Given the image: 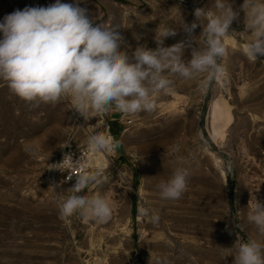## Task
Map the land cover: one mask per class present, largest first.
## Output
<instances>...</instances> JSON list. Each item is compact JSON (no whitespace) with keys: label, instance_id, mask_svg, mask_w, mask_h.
<instances>
[{"label":"rangeland","instance_id":"374dc122","mask_svg":"<svg viewBox=\"0 0 264 264\" xmlns=\"http://www.w3.org/2000/svg\"><path fill=\"white\" fill-rule=\"evenodd\" d=\"M55 2L0 0V22L17 9ZM243 2L229 0L234 10ZM213 4L81 0L80 6L95 24L121 25V51L131 58L139 46L155 50L157 31L166 25L177 34L164 38L165 47L187 42L182 25L196 22V8L214 10ZM244 20L241 10L234 32L223 38V73L211 81L206 73L191 80L166 73L174 84L153 93L151 113L112 108L85 120L70 98L34 107L0 81V264H233L238 237L264 243L247 220L251 197L264 202V57L245 55L252 37ZM201 31L193 34L204 47ZM183 58H191L190 48ZM214 131L220 133L216 144L209 139ZM98 132L116 143L111 152L89 149L88 136ZM69 142L88 149L89 171L106 177L80 194L106 199L112 209L107 222L79 213L60 218L57 194L75 182L65 184L49 167ZM173 146L180 151L173 153ZM177 167L190 172L187 189L177 200L161 199L157 185ZM144 210L159 221L152 223Z\"/></svg>","mask_w":264,"mask_h":264},{"label":"clouds","instance_id":"9594fccd","mask_svg":"<svg viewBox=\"0 0 264 264\" xmlns=\"http://www.w3.org/2000/svg\"><path fill=\"white\" fill-rule=\"evenodd\" d=\"M80 4L81 0L72 3L56 0L46 7L17 9L0 22V81L6 82L12 94L34 107L55 106L70 98L72 109L85 120L90 112L99 115L112 108L130 115L151 113L156 108L153 93L166 91L174 84L166 73L183 80L206 73L209 81L223 73L219 63L226 54L223 38L234 32H230V27L233 21H238L241 10L245 14L246 30L252 37L243 51L254 61L258 56L264 57V2L261 0H244L240 10H234L229 0H214V10L198 7L194 12L196 22L182 25L188 34L187 42L165 47L164 38L177 34L166 25L162 32L157 31L155 50L139 46L131 58L126 51H121L125 43L121 25L95 24L87 8ZM198 27L202 29L199 36L204 47L193 34ZM186 47L191 49L188 60L183 58ZM87 143L94 153L111 152L116 146L99 132L90 134ZM171 150L180 151L179 146ZM61 164L49 168L62 171ZM73 176L74 185L66 194H57L60 218L79 213L97 222H107L112 209L106 199L102 195L80 194L91 184H102L106 177L100 171L83 169L68 172L67 180ZM189 179L188 168H175L166 181L157 185L161 199L181 198ZM248 208V222L256 226L259 236H264V202L254 195ZM142 214L150 216L152 223L159 221V216L149 210ZM232 248L235 249L231 255L233 264H264V243L238 237Z\"/></svg>","mask_w":264,"mask_h":264},{"label":"built area","instance_id":"2783aa9c","mask_svg":"<svg viewBox=\"0 0 264 264\" xmlns=\"http://www.w3.org/2000/svg\"><path fill=\"white\" fill-rule=\"evenodd\" d=\"M89 152L88 149H76L70 142L66 144L60 151L54 162L51 165L61 164V170L52 168L53 174L55 173L65 184H72L75 182V176L72 180H67L68 172L80 171L81 169L89 171ZM68 171V172H67Z\"/></svg>","mask_w":264,"mask_h":264},{"label":"bare ground","instance_id":"6f19581e","mask_svg":"<svg viewBox=\"0 0 264 264\" xmlns=\"http://www.w3.org/2000/svg\"><path fill=\"white\" fill-rule=\"evenodd\" d=\"M228 103H226V106H228L227 105ZM219 108V107H218ZM232 108L231 107H229L228 106V110L230 111ZM218 110H220V109H218ZM212 113V112H211ZM216 113V115L214 116V118L212 119V117H211V119L213 120V121H215L218 125H219V123H220V121H219V119H220V115H218V113L217 112H215ZM231 120H232V118H231V116L229 117V123L228 124H230L231 123ZM220 135V133H219V131L217 132V131H214V133H212V135H211V140L214 142V144H216V142L218 141V139H219V136Z\"/></svg>","mask_w":264,"mask_h":264},{"label":"water","instance_id":"95a60500","mask_svg":"<svg viewBox=\"0 0 264 264\" xmlns=\"http://www.w3.org/2000/svg\"><path fill=\"white\" fill-rule=\"evenodd\" d=\"M209 139H210V141H211L212 143H214V142L211 140V137H210V135H209Z\"/></svg>","mask_w":264,"mask_h":264}]
</instances>
